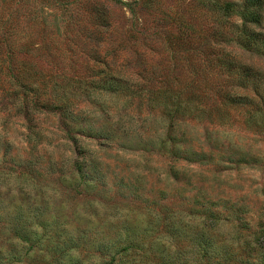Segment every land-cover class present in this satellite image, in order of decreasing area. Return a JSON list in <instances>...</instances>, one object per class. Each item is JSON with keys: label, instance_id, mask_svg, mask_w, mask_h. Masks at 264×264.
Wrapping results in <instances>:
<instances>
[{"label": "rangeland", "instance_id": "1", "mask_svg": "<svg viewBox=\"0 0 264 264\" xmlns=\"http://www.w3.org/2000/svg\"><path fill=\"white\" fill-rule=\"evenodd\" d=\"M232 1L0 0V264H104L109 238L110 264H213L202 233L264 264V112L222 101L252 84L217 61L264 82V2L247 46Z\"/></svg>", "mask_w": 264, "mask_h": 264}, {"label": "trees", "instance_id": "2", "mask_svg": "<svg viewBox=\"0 0 264 264\" xmlns=\"http://www.w3.org/2000/svg\"><path fill=\"white\" fill-rule=\"evenodd\" d=\"M264 0H238V1H232V2H226L225 4V9L226 12L231 10L232 7H236L237 9H244L246 12L244 14L240 15V19L242 20L241 25L243 27V29L246 28L245 23H243V20L245 18H249L251 23H259V18L261 16L260 13V9L261 6L263 4ZM108 10L104 9H96L94 11V14H91V17L96 16L95 19L96 20H100L101 22H107L108 21V14H107ZM38 16L33 15L31 17V21L32 23H42L43 26H45V21L43 19H40V21H38ZM77 19V15L75 13V11H69L66 17V20H63L64 26H65V30H68L67 28L72 25ZM57 24V23H56ZM236 26H239L238 24ZM247 31V37L245 39H241V42H243V44L247 45V46H255L257 45L256 40L260 38L261 33L256 32L254 29L248 28L245 29ZM66 37V36H65ZM68 37V35H67ZM263 40V41H262ZM262 46L264 48V37H262ZM225 59H222V58ZM223 57L220 59H217L218 63H223L222 64V69L228 73L231 74H239L240 78L244 79L246 77H241L242 75H249V77L251 78V82L250 84H252V94H237V93H232L230 91L224 92L222 93L221 99L224 103L226 104H230V105H250L253 107V109L256 112L262 113V111L264 112V82L261 81V78L259 77V72L253 71L252 67L246 66L244 64H237L235 65V63H233L232 61L228 60L229 55L227 54H223ZM220 68V69H221ZM248 77V76H247ZM250 81L248 78L246 80V83ZM106 84V85H105ZM248 85V84H247ZM101 87L105 90H109V91H117L119 89L122 90H127L129 89V86L126 85V80L122 79L121 77H117V76H110V81H103ZM130 92V91H129ZM132 92V91H131ZM194 96L192 95L190 99H193ZM179 108V107H178ZM192 109L190 110V113H192ZM77 241H74V247L77 246L78 241H80L79 238H77ZM129 239H125L122 242H125L126 244L124 245V247H122L121 249H119V245L114 244L116 243H120V241L114 240V242L110 241L109 239H105L102 241L98 242V245L96 248H94V251L96 253L99 254V256L102 258L103 255L108 256L109 258V262L108 263H104V264H110L111 262L114 263L117 261L118 256H121L122 251L127 249V246L130 245V242L128 241ZM212 239L208 236V234L206 235L205 233L200 234V239L197 243V248H198V252L195 253L194 258L192 260L195 259H203V260H211L213 262V264H222L221 260L219 258L215 257V254L217 253H213L212 250L208 251V249L206 247H210L211 241ZM72 242V241H71ZM66 248V247H65ZM213 253V254H212ZM226 259H224L223 261H225Z\"/></svg>", "mask_w": 264, "mask_h": 264}]
</instances>
